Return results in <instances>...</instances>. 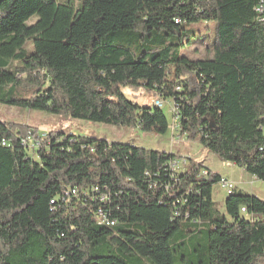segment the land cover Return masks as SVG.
Listing matches in <instances>:
<instances>
[{"label": "trees", "instance_id": "16d2710c", "mask_svg": "<svg viewBox=\"0 0 264 264\" xmlns=\"http://www.w3.org/2000/svg\"><path fill=\"white\" fill-rule=\"evenodd\" d=\"M262 1L0 0V104L166 135L164 108L123 92L142 87L176 107L177 135L264 182ZM200 24L214 26L210 57L192 60L181 52ZM222 178L171 153L0 121V264H264V201L234 191L221 214Z\"/></svg>", "mask_w": 264, "mask_h": 264}, {"label": "rangeland", "instance_id": "374dc122", "mask_svg": "<svg viewBox=\"0 0 264 264\" xmlns=\"http://www.w3.org/2000/svg\"><path fill=\"white\" fill-rule=\"evenodd\" d=\"M35 20L36 17L29 23L31 24ZM213 27V25L207 24L189 26L188 29H193L195 31L196 39L199 41L192 39V43H195L184 49L181 54L192 60L208 59L210 54H208L207 48L213 40ZM201 37L202 39H200ZM30 48L32 50V45H30ZM123 92L128 100L144 108H152L155 101L159 99L142 87L136 90L124 88ZM171 108V102L164 106V112L169 118L170 125L172 124V113L169 112ZM0 121L28 125L35 128L42 138H44L47 133L51 132L74 134L81 137L103 139L109 142L124 143L151 150H158L168 154L171 153L176 155L180 160L186 158L193 159L210 169L213 173L232 182L235 185V192L253 195L264 201V182L247 174L237 166H230L228 163L221 161L215 154L209 152L199 142H192L187 140L186 137H180L174 133L172 129H170L166 135L156 136L154 134H146L137 128H122L91 123L75 120L66 115H49L38 111L7 107L1 104ZM178 137L181 138L179 144L174 141L178 140ZM31 145H33L32 142L30 143L31 148L28 150V153L29 156L35 157V149H33ZM229 195L230 193L222 189L219 184L214 186L213 201L216 210L221 214L225 213V200Z\"/></svg>", "mask_w": 264, "mask_h": 264}, {"label": "built area", "instance_id": "2783aa9c", "mask_svg": "<svg viewBox=\"0 0 264 264\" xmlns=\"http://www.w3.org/2000/svg\"><path fill=\"white\" fill-rule=\"evenodd\" d=\"M257 11L264 16V0L262 1V5L257 9ZM264 20V19H262ZM180 90V87L177 88V91ZM156 107L158 108H164L165 106V102L162 100H156L155 104ZM170 112L172 113V124L170 125V129L174 130V133H176V131L179 128V115H178V111L176 109V107L172 106V108L170 109ZM175 143L179 144V142L181 141L179 138L178 140H174ZM24 144H26V142L24 141ZM2 146H8L6 141H2L1 142ZM185 161H176L173 163L172 167L173 168H177L179 166H181V164H184ZM219 185L221 186L222 189H224L225 191H234L235 189V185L222 178V180L220 181ZM98 192V190H96ZM76 196L77 195V191L76 190H72L70 193L66 194V196ZM65 198H63L64 200ZM242 212L245 213L246 209L243 208ZM98 224L101 226H106V227H113L116 224V221L113 220L112 218H110L107 214H105L102 210L98 211Z\"/></svg>", "mask_w": 264, "mask_h": 264}, {"label": "crops", "instance_id": "0c3cea01", "mask_svg": "<svg viewBox=\"0 0 264 264\" xmlns=\"http://www.w3.org/2000/svg\"><path fill=\"white\" fill-rule=\"evenodd\" d=\"M146 134H154V135H156V136H158L157 134H155V133H146ZM230 165V164H229ZM230 166H233V165H230Z\"/></svg>", "mask_w": 264, "mask_h": 264}, {"label": "bare ground", "instance_id": "6f19581e", "mask_svg": "<svg viewBox=\"0 0 264 264\" xmlns=\"http://www.w3.org/2000/svg\"><path fill=\"white\" fill-rule=\"evenodd\" d=\"M227 192L231 193V192H233V191H227Z\"/></svg>", "mask_w": 264, "mask_h": 264}]
</instances>
